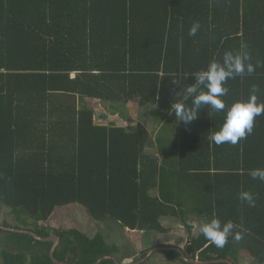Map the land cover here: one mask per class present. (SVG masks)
<instances>
[{"label": "trees", "instance_id": "1", "mask_svg": "<svg viewBox=\"0 0 264 264\" xmlns=\"http://www.w3.org/2000/svg\"><path fill=\"white\" fill-rule=\"evenodd\" d=\"M241 50L255 70L226 81L225 109L204 106L190 124L176 121L171 105L192 73ZM0 68V204L17 222L2 224L56 233L55 259L96 264L119 260L118 245L103 230L47 225L57 208L79 204L98 223L147 234L170 232L162 219L174 218L190 233L186 246L151 249L177 246L189 259L232 264L244 251L264 264V181L250 175L264 169V114L236 145L209 139L254 86L264 102V0H0ZM139 106L152 111L155 129L96 119L101 110L124 120ZM212 218L233 222L243 238L217 248L194 233L190 220ZM0 231L11 234L2 264H55L53 241ZM157 252L166 264H189L177 251Z\"/></svg>", "mask_w": 264, "mask_h": 264}, {"label": "clouds", "instance_id": "2", "mask_svg": "<svg viewBox=\"0 0 264 264\" xmlns=\"http://www.w3.org/2000/svg\"><path fill=\"white\" fill-rule=\"evenodd\" d=\"M199 28V22H194L189 29V36H195ZM254 70L249 54L241 50L235 53L226 52L222 62L212 61L206 70L192 73L194 83L185 85L183 99L171 105L176 121L183 122L185 125L190 124L198 118L204 106H211L217 112L223 111L225 102L222 97L228 92L224 86L226 81L244 73L251 74ZM172 82L180 83L176 80ZM257 92L258 89L254 86L247 100L235 101L228 107L219 130L214 131L209 137L212 142L216 145L224 143L236 145L247 135L252 134L254 119L264 114V102H258ZM189 97L192 98L191 105L184 102ZM250 175L253 179L264 181V169H253ZM238 196L241 201L247 202L250 206L255 205L254 195L251 192L242 191ZM192 227L217 248H223L228 243L229 237L236 241L243 238L241 232L234 231L236 225L233 222L221 223L218 218L195 223Z\"/></svg>", "mask_w": 264, "mask_h": 264}, {"label": "rangeland", "instance_id": "3", "mask_svg": "<svg viewBox=\"0 0 264 264\" xmlns=\"http://www.w3.org/2000/svg\"><path fill=\"white\" fill-rule=\"evenodd\" d=\"M137 111L131 110L126 117L122 118L124 120H119L116 117H112L107 120L110 123V120L117 121L118 125H125L126 127H135L137 126L138 120L142 123L146 124L148 127H152L155 129V125L151 122V117L148 109H145L144 106H139L136 108ZM101 111V110H100ZM100 114L107 112H100ZM99 114V115H100ZM108 115V114H107ZM133 119V120H130ZM98 120H103L101 117ZM58 209V210H57ZM56 212L51 216V218L46 223L51 227H77L90 236L95 235L98 231H106L107 240L110 243L117 244L120 251L117 253V257L119 260L123 261L125 264H134L135 261L141 260L142 253H147L150 251L151 247L156 245H161V243L165 245H178L184 248L186 246L187 241L190 239V233L186 228L185 224L178 219L170 218V219H162L163 223L170 227V232L168 233H148L142 231H132L130 229H121L123 226L118 222L115 224L114 221H103L98 223L94 221L91 216L87 213V211L80 206L79 204H75L73 206H68L64 208H57ZM4 221H7L11 225L17 224L15 219L13 218V214L11 210L6 209L4 206L0 204V224ZM32 220L29 219V223ZM195 232H197L195 230ZM11 234L8 232L0 231V251H5L7 247V242H10ZM153 255V256H152ZM149 260L144 261L141 264H166V256L163 253H159L155 251L152 254ZM238 264H257L256 260L247 255L244 251L239 253Z\"/></svg>", "mask_w": 264, "mask_h": 264}, {"label": "water", "instance_id": "4", "mask_svg": "<svg viewBox=\"0 0 264 264\" xmlns=\"http://www.w3.org/2000/svg\"><path fill=\"white\" fill-rule=\"evenodd\" d=\"M0 229H4V230H10V231H14V232H25V233H29V234H32L36 239H39V240H43V241H53L54 244L51 248V253H50V257L51 259L54 261L55 264H67V263H64V262H60L58 261L57 259H55L54 257V253H55V249L57 247V245L59 244L60 242V239H59V236H57L56 233H51V235H49L48 237H43L33 231H30V230H23V229H17V228H12L10 226H7V225H4V224H0ZM161 249H168V251H177L179 253H181L182 255V259L184 261H186L187 263L189 264H208V263H218V262H224V263H228V264H232L230 261L228 260H213V261H208V262H199V261H196V260H193V259H189L185 256L184 252H183V249L180 248V247H177V246H157L153 249H150L149 252H147V255L142 258L141 260L135 262L134 264H141L143 263L144 261L148 260V258L155 252V251H161ZM105 260H112L114 261L116 264H122L116 257L114 256H108V257H104V258H101L96 264H101L103 261Z\"/></svg>", "mask_w": 264, "mask_h": 264}, {"label": "crops", "instance_id": "5", "mask_svg": "<svg viewBox=\"0 0 264 264\" xmlns=\"http://www.w3.org/2000/svg\"><path fill=\"white\" fill-rule=\"evenodd\" d=\"M99 111H100V110H97L98 113L96 114V119H97V121H100V125H101V124H104V125L109 124V123L107 122V120L111 119L112 116L109 115V114L106 115V114H104V113H103V114H100ZM99 114H100V115H99ZM100 117H101L103 120H98ZM115 117H116V116H115ZM105 118H107V119H105ZM117 118H119V117H117ZM121 126H123V127H125V128H129V129H131V130H133V129L136 127V126H135V127L131 128V127H126L125 125H121ZM0 264H2V259H0Z\"/></svg>", "mask_w": 264, "mask_h": 264}, {"label": "flooded vegetation", "instance_id": "6", "mask_svg": "<svg viewBox=\"0 0 264 264\" xmlns=\"http://www.w3.org/2000/svg\"><path fill=\"white\" fill-rule=\"evenodd\" d=\"M189 222H190L192 225L195 224V223H197L196 221H193V220H190ZM7 226H8V225H7ZM194 233H196L195 230H194ZM137 261H139V260H137ZM137 261H135V262H137Z\"/></svg>", "mask_w": 264, "mask_h": 264}, {"label": "built area", "instance_id": "7", "mask_svg": "<svg viewBox=\"0 0 264 264\" xmlns=\"http://www.w3.org/2000/svg\"><path fill=\"white\" fill-rule=\"evenodd\" d=\"M5 72V69L0 68V74H3Z\"/></svg>", "mask_w": 264, "mask_h": 264}]
</instances>
